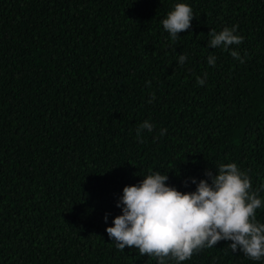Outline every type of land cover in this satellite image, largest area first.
<instances>
[{"label":"trees","instance_id":"obj_1","mask_svg":"<svg viewBox=\"0 0 264 264\" xmlns=\"http://www.w3.org/2000/svg\"><path fill=\"white\" fill-rule=\"evenodd\" d=\"M234 26L242 44L208 48ZM221 163L264 201V0H0V264H158L106 232L123 188L159 171L193 192ZM230 243L181 264H264Z\"/></svg>","mask_w":264,"mask_h":264},{"label":"clouds","instance_id":"obj_2","mask_svg":"<svg viewBox=\"0 0 264 264\" xmlns=\"http://www.w3.org/2000/svg\"><path fill=\"white\" fill-rule=\"evenodd\" d=\"M194 13L190 5L177 3L174 10L162 20L163 28L175 41L179 33L192 27ZM237 26L225 27L219 33L214 29L208 33V48L240 45L242 35L235 34ZM230 55L244 63V58L236 50ZM180 65L186 61L185 54L178 55ZM207 63L213 67L216 57L209 55ZM205 78L197 77V83L203 86ZM149 86H150V82ZM153 94L149 103H152ZM154 125L145 120L137 128L140 142L144 130L153 131ZM162 129L160 135L166 134ZM216 174L211 170L205 175L210 179H201L193 192H181L169 186V177L159 171L144 176L140 183L125 186L123 195L117 202L122 214L113 219V226L107 227L109 238L120 251L127 248L138 249L141 256L156 259L158 264H181L190 260L205 248H212L220 241H231L232 252H243L253 261L264 258V223L256 219V211L264 207V201L258 196L259 189L252 190L249 176L235 163L216 165ZM107 214L105 222H107Z\"/></svg>","mask_w":264,"mask_h":264}]
</instances>
